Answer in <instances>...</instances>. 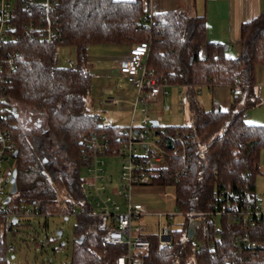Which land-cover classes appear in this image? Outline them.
<instances>
[{
  "label": "trees",
  "instance_id": "16d2710c",
  "mask_svg": "<svg viewBox=\"0 0 264 264\" xmlns=\"http://www.w3.org/2000/svg\"><path fill=\"white\" fill-rule=\"evenodd\" d=\"M14 11L12 28L0 44L2 51L15 54L13 69L0 68V89L8 104L16 151L11 161L16 169V206L7 209L30 207L47 214L48 209L58 208V196L68 193L61 210H78L70 264H111L123 252L122 246L103 242L94 216L82 214L91 208L83 189L82 142L100 121L85 103L92 78L87 49L92 44L132 46L147 41L146 67L170 87H187L191 122L163 129L159 123L155 126L157 133L179 136L180 142L173 140V147H167L165 161L154 169L149 185L172 186L175 210L183 219L179 229H172L168 246H160L150 228L144 264H264V223L253 220L244 225L232 219L247 204L258 205L255 180L260 173L264 124L248 122L246 112L257 103L254 69L264 65V10L241 24V51L235 57L228 56L221 44L207 41L203 15L166 11L152 14L149 21L144 19L149 12L143 0H56L54 22L60 39L53 43L24 32V24L37 19L36 11L19 7ZM61 45L74 50L73 70L53 65ZM235 84L244 96L233 100L227 110H207L195 95L198 88L232 89ZM101 132L113 142L120 127L106 125ZM20 220L29 218L11 220L7 230L0 219V264H8L9 232ZM58 230L62 232L54 231L55 238ZM243 235L255 246L234 247V238ZM197 240L214 248L196 251Z\"/></svg>",
  "mask_w": 264,
  "mask_h": 264
},
{
  "label": "built area",
  "instance_id": "2783aa9c",
  "mask_svg": "<svg viewBox=\"0 0 264 264\" xmlns=\"http://www.w3.org/2000/svg\"><path fill=\"white\" fill-rule=\"evenodd\" d=\"M21 8L28 13H35L36 20L30 18L24 24V32L30 36L38 34L42 41L47 43L57 42L60 39L59 28L55 24L56 0H0V44L7 39L8 32L12 28L11 18L15 8ZM152 13L145 16V20H151ZM150 44L141 41L132 45L126 56L115 60L114 65L124 80L135 89V98L132 102L131 117L129 124L120 128L118 139L113 141L101 132L106 125L100 120L96 124V130L83 138V186L86 191V200L91 208L82 212L85 215L94 216L97 219L96 227L101 233L103 242L110 245H120L123 252L118 255L111 264H144L143 253L150 246V224L143 221L146 215L156 216V230L154 234L160 246H168L172 242V222L174 211L150 210L138 199L140 187H153L149 185L150 177L154 169L163 164L167 155V142L173 144V140L179 141V136H163L155 134L157 127L152 124L153 118L148 106L149 102H161L169 94L170 85L160 80L153 71L146 67L145 60L148 56ZM15 54L2 51L0 48V68L7 66L14 68ZM54 66L60 65L59 59L55 58ZM66 67L70 70L75 68V60L67 59ZM179 91V104L186 105L188 102V89L185 85L177 88ZM201 88L196 89V94L201 93ZM234 95H241V87L235 84L232 88ZM123 100L116 98L110 91L101 103L119 105ZM170 109L168 104L162 106V110ZM137 113L139 115L137 116ZM155 130V131H154ZM15 147L12 140L8 104L0 89V219H3L5 228L9 230L11 220L34 219L46 217L48 214L40 212L37 208H11L7 209L4 202L9 195L11 187V174ZM119 157L121 159L119 183L113 192L108 193L105 166L107 158ZM142 189V188H141ZM137 190V191H136ZM136 191V192H135ZM114 194L120 198L115 199ZM234 196L233 199H238ZM69 199V194L58 196V211L60 217L75 216L78 210L66 213L61 210ZM237 208V205L234 206ZM233 207V208H234ZM239 209V208H238ZM162 219L165 223L162 224ZM233 220H240L242 224H252L253 220L264 223V209L258 205L247 204L246 208H240L232 215ZM47 226V223H46ZM45 226V227H46ZM151 231V230H150ZM51 238H47L44 246L49 245ZM43 244L41 243V246ZM234 247L255 246L248 235L236 236ZM214 245L203 240H197L194 245L196 251L212 250ZM15 246L9 241L7 251L13 253ZM232 264V263H230Z\"/></svg>",
  "mask_w": 264,
  "mask_h": 264
},
{
  "label": "rangeland",
  "instance_id": "374dc122",
  "mask_svg": "<svg viewBox=\"0 0 264 264\" xmlns=\"http://www.w3.org/2000/svg\"><path fill=\"white\" fill-rule=\"evenodd\" d=\"M129 51V44L126 43H102L92 44L87 49V59L92 69L89 71L92 74L90 91L86 96V108L90 112L99 115V119L105 125H112L116 127H125L129 124L131 117L132 102L135 98V89L126 81L119 78H113L108 74L102 73V67L108 64L113 57L121 53ZM74 50L71 47L61 45L57 49L56 58L59 59L60 65L65 66L67 59H74ZM236 56V55H234ZM261 67L260 79L264 84V65H257L256 68ZM259 70V69H258ZM260 79L258 81H260ZM110 91L116 98L123 101L119 105H110L108 103H101L107 97V92ZM180 96L176 86L170 87L169 94L161 102H149L153 120L159 123L161 129L167 126L185 125L191 122V114L189 106L179 104ZM205 109H211L210 95L207 90L199 96ZM168 104L170 109L162 110V106ZM256 108V107H255ZM254 109L250 108L246 112V119L248 122L249 112ZM263 113L264 105L258 107ZM139 113H137V116ZM13 162V160H12ZM11 162V163H12ZM260 173L255 180V194L257 197L258 206L264 209V148L260 151ZM105 166L106 175L105 180L107 184L108 193L113 195L115 187L119 183V173L121 166V159L119 157L107 158ZM83 170H81L82 172ZM85 186H83V189ZM142 188V189H141ZM137 191V190H136ZM135 191V192H136ZM141 193L147 194L139 197L147 209L150 210H166L174 211V189L172 186L165 187H140ZM85 195H86V191ZM15 194V193H14ZM14 194L11 199L5 204L8 207L16 206V199ZM115 199L120 200L116 194ZM48 209L46 217H36L29 219V221H21L20 225L13 227L9 232V240L15 246V250L8 258V264H70L71 253L74 241V230L76 227L75 216H69L63 219L57 214L58 208ZM183 217L179 214L175 215V220L171 225L172 229H179L181 227ZM143 221L150 224L152 230H156L157 218L156 216L146 215ZM45 223L47 226L45 227ZM165 223L162 219V224ZM28 224V226L26 225ZM57 229L62 230L60 237L55 238L53 232ZM49 245L44 246L45 240L51 237ZM40 242V245H35L32 238ZM22 240H27L25 244ZM41 243L43 244L41 246Z\"/></svg>",
  "mask_w": 264,
  "mask_h": 264
},
{
  "label": "crops",
  "instance_id": "0c3cea01",
  "mask_svg": "<svg viewBox=\"0 0 264 264\" xmlns=\"http://www.w3.org/2000/svg\"><path fill=\"white\" fill-rule=\"evenodd\" d=\"M143 2L148 5V12L152 14L184 11L191 16L203 15L206 21L207 41L221 44L226 54L231 57L237 56L241 51L238 42L241 24L264 10V0H143ZM130 47L129 45V49ZM128 52L116 55L108 61V64L102 67V73L124 80V76L119 73L114 61L123 58ZM88 66L92 69L89 62ZM261 70H263L261 67L254 69L253 93L257 103L248 115L252 124H264V112L262 113L258 109L264 105V84L260 79ZM259 79L260 81H258ZM205 90L210 95L211 108L215 107L221 110H227L233 100L242 99L244 96L243 93L234 95L228 86H215L212 89L203 87L200 94H195L198 99ZM146 194L147 192L144 194L140 192L136 199Z\"/></svg>",
  "mask_w": 264,
  "mask_h": 264
},
{
  "label": "water",
  "instance_id": "95a60500",
  "mask_svg": "<svg viewBox=\"0 0 264 264\" xmlns=\"http://www.w3.org/2000/svg\"><path fill=\"white\" fill-rule=\"evenodd\" d=\"M13 111H14V109H13ZM152 124L154 126H158V122L156 120H153ZM155 134H157V131H155ZM167 147L172 148L173 147L172 142L168 141L167 142ZM14 155H16V151L14 152ZM10 182H11V187H10L9 193L10 194H12V193L14 194L16 192V169H13V171H12ZM9 200H10V195H7L5 200H4V202L7 203ZM194 226H195V224L192 223L191 226L188 228V235H187L188 238L192 237ZM57 234H58V237H60L62 232L60 230H58ZM78 240H79V242H82L83 235H81Z\"/></svg>",
  "mask_w": 264,
  "mask_h": 264
},
{
  "label": "flooded vegetation",
  "instance_id": "af4514ba",
  "mask_svg": "<svg viewBox=\"0 0 264 264\" xmlns=\"http://www.w3.org/2000/svg\"><path fill=\"white\" fill-rule=\"evenodd\" d=\"M74 239H75V236H74Z\"/></svg>",
  "mask_w": 264,
  "mask_h": 264
}]
</instances>
